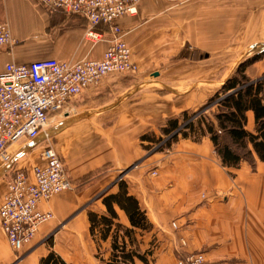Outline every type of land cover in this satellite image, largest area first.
Returning a JSON list of instances; mask_svg holds the SVG:
<instances>
[{
	"label": "crops",
	"instance_id": "1",
	"mask_svg": "<svg viewBox=\"0 0 264 264\" xmlns=\"http://www.w3.org/2000/svg\"><path fill=\"white\" fill-rule=\"evenodd\" d=\"M170 3L169 0H141L135 16L124 15L116 20V25L126 34L124 39L140 60L146 52V41L154 36L152 32L160 31L157 27L145 25V19L150 15L174 13ZM0 24H6L11 35V45L0 48V72L8 64L25 65L44 59L59 62L100 59L113 39L107 29L99 26L102 40L97 43L86 40L89 25L85 19L61 11L48 12L36 0H0ZM112 80L109 76L97 90L87 91L72 100L65 110L67 118H76L78 123L88 119L91 122L93 117H89L87 111L92 97L96 93L107 96L109 92H114L118 84L111 83ZM193 101L194 98L190 99L187 106L164 102L162 116L184 112L194 106ZM149 103L145 100L140 104L144 107L145 117L152 116L151 108L147 109ZM124 104L120 103L109 113L116 115L119 112L120 120L125 121L130 114L122 113L126 111L122 108ZM250 123L253 126L252 114L249 113L248 125ZM78 125L82 127V124ZM78 125L66 129L59 134L61 138H53L49 143L65 160V172L73 183L72 188L40 202L39 210L50 212L52 220L38 228L31 243L23 249L24 259L19 262H15V255L0 227V264H38L49 252L72 264L56 251L55 243L46 247L48 237L60 225L64 227L55 233V237L63 235L65 241L74 245L90 239L91 244L86 250L81 247L82 252L90 255L85 264H107L106 257L94 256L104 249H108L106 255H111V238L109 236L106 241L99 242L92 239L88 214L107 215L102 199L118 191L117 176L136 161L137 154L132 152L136 138H78L81 130ZM45 132L43 129L37 138L22 140L9 148L10 162L0 173V180L9 176L11 169H22L31 174L35 165H44L41 152L48 140L43 138L47 134ZM203 144L206 145L205 150L193 147L187 151L175 169L167 170L172 175L160 178L154 186L137 184L133 172L127 175L128 194L137 200L151 224L150 232L133 229L126 214L117 206H114L117 214L114 223L133 230L130 246L137 252L139 249L144 251V246L151 247L150 239L160 237L164 240L172 222L176 223L175 234L168 235L169 240H164L152 263L148 257L154 256L155 249L148 250L147 247L148 255L152 251L147 257L148 264H175V250L181 248V242L185 243L182 252L203 254L205 264H264V162L256 160L254 167L241 163L237 168H223L214 151L208 149L209 141L192 145L199 147ZM5 192L6 184L3 183L0 186V203ZM79 249L76 248L77 251ZM134 264L144 263L135 259Z\"/></svg>",
	"mask_w": 264,
	"mask_h": 264
},
{
	"label": "rangeland",
	"instance_id": "2",
	"mask_svg": "<svg viewBox=\"0 0 264 264\" xmlns=\"http://www.w3.org/2000/svg\"><path fill=\"white\" fill-rule=\"evenodd\" d=\"M169 1L174 13L150 15V18L145 19L147 21L145 25H151L152 28L157 27L160 31H153L151 34L154 36L146 41L147 47L143 54L144 58H141L142 61L124 39L126 34L120 30L121 40L131 49L132 61L136 69L130 74L110 76L114 79L111 83L118 84L114 92H109L107 96H99L96 93L92 97L93 101L87 114L95 119L92 121L93 118H91L90 122L89 119L81 120L79 118L81 121L78 123V119L70 120L65 113L59 112L51 116L44 128V132L46 131L44 134H47L43 138H48V140L45 141L42 148L50 146L49 143L53 138H61L62 135L59 134L78 124H82V127L78 125L81 127L78 138H136L135 151L132 152H136L137 159L130 166L121 170L116 179L117 186L119 183L126 185L129 172L135 174L136 183L141 185L154 186L160 178H169L172 173L167 170L175 169L178 163L182 162L181 157L187 151H191L193 147L201 150L206 149L205 144L199 147L192 144L209 141L208 149L216 154L207 136L202 137L199 141H194L192 140L194 136L183 138L176 134L177 131L165 135L162 130L167 126L168 120L177 119L178 124L182 126L185 119L181 117L182 112L170 117L162 116V105L164 102H174L176 105L187 106L190 99L194 98V106H190L184 111L188 117L194 114L196 116L201 111H204L206 116L212 117L211 115L216 114L219 109L217 105L207 104L208 100L215 94L221 93L225 82L236 73L240 66L245 65V74L251 80L264 76V0ZM102 27L113 35L108 27ZM147 33L150 34V31ZM154 74H158V76L155 77ZM127 86L129 88L124 90ZM191 86H193L192 90L189 89ZM166 98L169 101H161ZM145 100L150 102L147 109L151 108L153 111L151 117L149 115L145 117L144 107L140 106ZM120 103H125L122 108H125L126 111L122 113L129 112L130 114V116H126L125 121L120 120L119 112H116V115L109 113ZM246 129L253 131V126L251 123L248 125V121ZM174 136L176 139L172 141ZM216 157L220 163L217 154ZM61 159L64 164L65 160L62 157ZM251 161L250 159L241 163L254 167L256 160L255 162ZM220 166L223 167L221 164ZM126 170L128 172L123 174ZM8 175L5 179L0 180V186L3 183L7 185L11 173ZM119 178L121 179L118 180ZM72 184L71 182V186H73ZM74 189H78V186ZM64 223L66 224V222ZM172 224L176 226L175 222ZM172 224L169 233L164 234L165 241L169 240L168 235L171 236L176 232L177 227L173 228ZM63 227L60 225L56 231L52 232L48 237L49 241L46 243V247L49 245L52 247L55 243L56 251L68 262L85 264L90 255L82 252L81 247H85L86 250V247L91 244L90 239L84 240L82 244L74 245L65 241L63 235L55 237V233ZM114 231L113 228L110 234L112 235ZM122 234L119 233V236ZM96 237L98 241V236ZM151 240L152 246H144V251L139 249V252H144L143 254L148 257L152 251L148 255L147 247L148 250L153 247L155 249L154 256L148 257L149 262L152 263L153 258L162 247L161 244H164L165 241L160 237ZM183 246L185 245H182L181 242L180 247L184 248ZM77 247L80 248L78 251ZM181 248L175 250L176 261L184 253ZM10 250L15 255V262L24 259L23 250L18 253L14 252L11 247ZM104 250H100L94 257L109 259L110 255L105 253L108 249ZM128 250L135 251L136 248L128 246Z\"/></svg>",
	"mask_w": 264,
	"mask_h": 264
},
{
	"label": "built area",
	"instance_id": "3",
	"mask_svg": "<svg viewBox=\"0 0 264 264\" xmlns=\"http://www.w3.org/2000/svg\"><path fill=\"white\" fill-rule=\"evenodd\" d=\"M48 12L61 11L88 22L86 40H102L99 26L113 33V39L100 59L59 62L55 59L25 65L8 64L0 72V173L10 162L9 148L22 140H33L46 127L51 116L65 111L68 104L87 91L97 90L102 81L115 75L133 73L130 47L121 40L116 20L134 16L140 0H36ZM11 45L6 24H0V48ZM44 165H35L31 174L10 170L6 193L0 203V227L14 252L22 251L38 228L52 219L38 204L71 189L60 155L50 146L43 148ZM8 170V169H7ZM119 178L118 180H120ZM176 228L175 224H172ZM182 245H185L182 242ZM176 264H205L201 253L184 252Z\"/></svg>",
	"mask_w": 264,
	"mask_h": 264
},
{
	"label": "trees",
	"instance_id": "4",
	"mask_svg": "<svg viewBox=\"0 0 264 264\" xmlns=\"http://www.w3.org/2000/svg\"><path fill=\"white\" fill-rule=\"evenodd\" d=\"M244 70L245 65L240 66L225 82L221 93L215 94L208 100L207 104L217 105L219 110L216 114L210 117L201 111L196 116L194 114L188 117L186 112H182L181 117L185 119L183 125L180 126L177 119H170L162 132L170 135L177 131L176 134L183 138L194 136L192 138L194 141L207 136L218 155L220 164L226 168H237L241 162L250 159L251 162L255 160L264 162V76L251 80ZM249 113L253 118V131L246 129ZM175 139L176 136L172 141ZM102 203L107 215L97 216L89 213L88 220L90 235L94 239L98 236V240L106 241L112 229L115 230L111 235V255L107 264H134L135 259L148 264L146 254L128 250L132 242L133 230L114 223L117 219L114 206H117L126 214L133 229L142 231L152 229L137 200L128 194L126 185L119 183L118 191L105 196ZM119 233L122 236H119ZM38 264L67 263L56 253L49 252L39 260Z\"/></svg>",
	"mask_w": 264,
	"mask_h": 264
},
{
	"label": "water",
	"instance_id": "5",
	"mask_svg": "<svg viewBox=\"0 0 264 264\" xmlns=\"http://www.w3.org/2000/svg\"><path fill=\"white\" fill-rule=\"evenodd\" d=\"M154 76L156 77V76H158V74H154ZM8 165H9V163H8ZM8 165L6 167H8ZM128 170L124 171L123 174H125L126 172H128Z\"/></svg>",
	"mask_w": 264,
	"mask_h": 264
},
{
	"label": "bare ground",
	"instance_id": "6",
	"mask_svg": "<svg viewBox=\"0 0 264 264\" xmlns=\"http://www.w3.org/2000/svg\"><path fill=\"white\" fill-rule=\"evenodd\" d=\"M85 34H86V33H85ZM10 158H11V155H10ZM10 158H9V160H10ZM5 193H6V192H5ZM60 193H61V192H60ZM60 193H59V194H60ZM57 195H58V194H57ZM39 204H40V203H39ZM39 204H38V206H39Z\"/></svg>",
	"mask_w": 264,
	"mask_h": 264
}]
</instances>
